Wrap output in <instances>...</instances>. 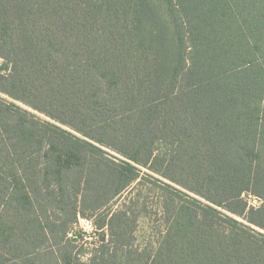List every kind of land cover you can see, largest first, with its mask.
<instances>
[{
    "label": "trees",
    "instance_id": "obj_1",
    "mask_svg": "<svg viewBox=\"0 0 264 264\" xmlns=\"http://www.w3.org/2000/svg\"><path fill=\"white\" fill-rule=\"evenodd\" d=\"M164 2L0 0V264H264V0Z\"/></svg>",
    "mask_w": 264,
    "mask_h": 264
},
{
    "label": "rangeland",
    "instance_id": "obj_2",
    "mask_svg": "<svg viewBox=\"0 0 264 264\" xmlns=\"http://www.w3.org/2000/svg\"><path fill=\"white\" fill-rule=\"evenodd\" d=\"M153 3L156 7V10L158 12L159 15V20L162 24V26L165 29L166 35H167V44H168V48L172 51H174V48L176 49V42L175 39L173 38V30L168 18V12H167V7L166 4L164 2V0H153ZM152 34H155V32H153ZM4 62V59L0 58V65ZM2 97L9 99L13 102H17L19 105L21 106H25L22 103L13 100L12 98L1 94ZM27 107V106H26ZM29 108V107H27ZM31 111H33V113L37 114V116L41 119L44 120H51L48 116L42 114L41 112H38L34 109L29 108ZM108 152H110L111 154L115 155V156H119L115 151L106 148ZM120 157V156H119ZM139 168L142 170V175H144L146 178H143V180H141L140 185L137 186L136 188V196H135V207H141L143 205H149L150 209L152 211L151 214H148V216L145 217H141L139 220V226H138V230H137V239L139 243H142V245H146L148 244L149 240L152 238H157L159 236V231H162V228H159V224H158V216L159 215V209H160V201H161V197L162 195H164L162 193V190L160 187L161 186L158 183V179H162L160 181H163V178H158V179H154L153 175H155V173H152L151 170H149V168L143 167V166H139ZM148 174H150L148 176ZM153 176V177H152ZM156 177H160L158 175H155ZM165 181V180H164ZM167 183H170L174 186H177L175 183L169 181L166 179ZM157 185V186H156ZM126 196V193H125ZM245 200L249 203L250 206L253 207H259L262 204V198L252 194V193H245L244 195ZM119 199V198H118ZM122 201V200H121ZM223 212L227 213L228 215L234 217L235 219H237L238 221L249 225L251 227H255L251 224H249L243 217L238 216L236 214H233L231 212H229L226 209L220 208ZM157 212V215H156ZM90 214V212H88ZM255 229H257L259 231V233H264V229L255 227ZM89 232H93L94 230L89 228L88 229ZM91 239V238H90ZM44 264H47V262H44Z\"/></svg>",
    "mask_w": 264,
    "mask_h": 264
},
{
    "label": "built area",
    "instance_id": "obj_3",
    "mask_svg": "<svg viewBox=\"0 0 264 264\" xmlns=\"http://www.w3.org/2000/svg\"><path fill=\"white\" fill-rule=\"evenodd\" d=\"M80 226L84 229V230H86L87 232H89L88 231V229L89 228H91V229H95L94 228V222H93V219H91V218H87V217H84V218H81V220H80Z\"/></svg>",
    "mask_w": 264,
    "mask_h": 264
}]
</instances>
